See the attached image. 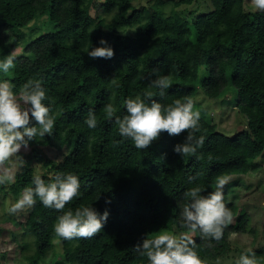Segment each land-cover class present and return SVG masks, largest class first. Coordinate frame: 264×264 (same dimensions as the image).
I'll return each instance as SVG.
<instances>
[{"label": "trees", "instance_id": "obj_1", "mask_svg": "<svg viewBox=\"0 0 264 264\" xmlns=\"http://www.w3.org/2000/svg\"><path fill=\"white\" fill-rule=\"evenodd\" d=\"M132 1L0 0V58L24 39L31 22L43 17L48 24L0 79L9 80L17 93L29 79L40 80L54 100L55 115L53 134L37 137L29 152H20L24 163L16 182L0 185V191L15 201L25 187H34L36 174L47 181L70 172L81 183L79 195L63 210L39 200L28 208L22 226L32 236L33 253L26 264H45L55 246L60 247L58 258L69 264H148L134 248L146 235L190 232L180 215L187 190L199 186L206 195L214 190L216 177L249 172L264 151V10H247L245 0H211V9L192 19L180 7L195 0H159L142 8ZM101 39L114 48L111 59L86 54ZM154 69L171 82L164 97L150 98L163 104L193 99L200 87L216 97L230 75L237 107L248 119L246 129L226 135L200 117L196 136L204 142L194 155L181 157L173 151L186 131L179 136L162 132L148 149H136L120 137L104 105L113 103L116 115L123 116L128 97L158 93L150 87ZM90 109L97 116L95 129L84 123ZM54 141L65 149L62 158L41 149ZM225 202L233 220L223 237H202L198 231L191 236L202 264L230 250L231 231H248L249 215L238 211L233 198L225 195ZM83 206L109 211L104 228L87 238L56 235L57 217ZM252 251L258 264H264V251Z\"/></svg>", "mask_w": 264, "mask_h": 264}, {"label": "clouds", "instance_id": "obj_2", "mask_svg": "<svg viewBox=\"0 0 264 264\" xmlns=\"http://www.w3.org/2000/svg\"><path fill=\"white\" fill-rule=\"evenodd\" d=\"M251 3L255 10H264V0H251ZM85 52L92 59H111L115 55L114 48L105 39L100 40V46H92ZM14 61V53L0 58V73L7 74L15 67ZM153 72L157 75L150 87L158 89V93L147 91L143 96L128 97L124 100L123 116L116 115L117 107L113 103L104 105V111L108 117H114L113 123L120 137L130 140L138 150L148 149L162 132L179 136L186 131L184 140L177 143L173 151L181 157L194 155L204 142L203 136H196L200 130L201 113L194 110V102L188 97L175 99L171 104L150 99L153 95L164 97L171 87L168 75H159V69ZM46 100L48 104H45ZM52 103L54 100L48 96L40 80L29 79L17 93L9 80L0 79V185L16 182L17 172L24 163L19 154L21 149H28L37 137L43 140L46 135L53 134L55 115ZM84 123L90 129L97 127L94 110L87 112ZM229 179L226 175L216 177L214 190L206 195L199 186L187 190L180 213L181 224L191 232L198 231L202 237L220 240L233 220L224 193ZM31 183L34 187H25L10 211L31 207L37 200L45 207L63 210L79 195L81 186L79 176L70 172L58 173L47 181L36 174ZM109 214L107 209L100 213L93 206L69 209L57 217L54 231L69 240L92 237L104 228ZM134 248L141 256L147 257L148 264H202L195 250V241L188 233L146 235ZM235 264H258L256 253L246 249L235 259Z\"/></svg>", "mask_w": 264, "mask_h": 264}, {"label": "rangeland", "instance_id": "obj_3", "mask_svg": "<svg viewBox=\"0 0 264 264\" xmlns=\"http://www.w3.org/2000/svg\"><path fill=\"white\" fill-rule=\"evenodd\" d=\"M159 0H133L132 3L137 8L143 5L151 6ZM245 8L255 10L251 0H245ZM181 10L190 13L192 19H196L200 14L211 9V0H195L190 5H183ZM48 24L43 17L31 22L27 27V34L24 39L15 43L13 49L8 53H14L15 59L24 57L29 50L30 41L38 34L47 29ZM132 32V28L128 29ZM7 54V55H8ZM6 56V55H5ZM229 84L216 97H209L203 88H199L197 95L192 99L194 110L201 113V117L206 118L215 124L217 130L226 135L236 134L247 127L248 119L237 107V91L232 85L231 76L228 77ZM43 152L53 158H62L65 149L59 147L58 142L54 145L41 148ZM29 152L30 149H21ZM20 154V153H19ZM229 182L224 186V193L229 198H233L238 211L249 215L248 231H231L228 236L229 248L226 254L218 260H206L205 264H235V259L246 249L264 251V151L254 161L252 169L244 174L228 176ZM16 202L12 198L0 191V264H26V260L33 253L32 236L24 233L23 222L26 218L29 207L10 211ZM194 236V232H187ZM24 242H30L27 248L22 249ZM60 247L55 246L43 260L45 264H69L58 258Z\"/></svg>", "mask_w": 264, "mask_h": 264}]
</instances>
